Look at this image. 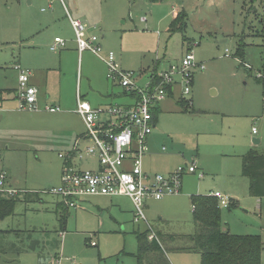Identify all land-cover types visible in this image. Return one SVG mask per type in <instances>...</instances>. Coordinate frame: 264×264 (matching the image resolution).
I'll return each instance as SVG.
<instances>
[{
	"label": "rangeland",
	"instance_id": "374dc122",
	"mask_svg": "<svg viewBox=\"0 0 264 264\" xmlns=\"http://www.w3.org/2000/svg\"><path fill=\"white\" fill-rule=\"evenodd\" d=\"M62 1L71 16L87 17L89 33L101 39L103 54L113 52L125 71L148 75L154 68L166 69L194 44L192 53L204 69L193 70L190 95L182 96L177 84L174 96L160 102L142 161L144 171L151 175L166 176L193 165L203 177L182 175L181 194L148 200L144 216L148 223L155 222L159 229L176 235L174 240L161 238L158 242L169 264H200L198 253L180 250L193 245L189 236L195 225L189 197L212 190L226 193L232 203L219 208L221 230L258 236L260 264H264V198L249 194V181L240 173L241 157L247 151L264 152V0ZM59 2L0 0V89L16 88L11 68L24 57L31 40L53 56L49 46L54 37L66 40V33L71 34V28L62 24L69 14ZM174 10L184 11L187 18L181 32L169 33ZM141 18L146 22L140 23ZM76 53L64 60L56 77L52 75L53 82L63 81L65 76V84H73L76 70L75 86L80 93L108 90L102 60L89 52ZM118 91L121 94L119 86L114 92ZM90 97L91 103L97 99L96 95ZM118 100L112 99V104ZM180 100L184 101L181 105ZM253 139L259 143L254 144ZM1 143L4 188L18 192L13 214L0 221V264H138L135 233L145 232L146 224L132 222L128 199L114 197L123 213L114 211L115 206L105 198L97 200L99 210L92 206L77 212L68 209L60 231L54 212L59 198L46 193L60 185V163L54 162L51 153L37 157L41 153L32 146L14 142L7 135ZM78 165L80 169L96 168L88 158Z\"/></svg>",
	"mask_w": 264,
	"mask_h": 264
},
{
	"label": "built area",
	"instance_id": "2783aa9c",
	"mask_svg": "<svg viewBox=\"0 0 264 264\" xmlns=\"http://www.w3.org/2000/svg\"><path fill=\"white\" fill-rule=\"evenodd\" d=\"M176 13V10L172 12ZM68 19L77 52H89L102 60L107 67V79L121 88L127 103L92 107L77 92L75 112L83 122V140L87 144L80 148L76 141L69 151L58 154L61 160L60 185L46 193L58 197L60 203L70 210L80 208L84 198L127 197L133 205L134 223L144 222L147 240L158 241L156 232L145 219L144 203L179 195L181 177L184 174H197L199 178L203 174L197 172L193 165L178 168L166 176L151 175L144 171L142 160L148 152L147 140L154 129L152 113L167 97L168 89L171 91L177 84L182 96L190 95L193 70L202 71L204 65L196 61L192 43L181 58L176 63L169 64L166 69L154 68L148 75L125 71L119 66L113 52L103 54L101 39L97 35L88 34L84 22L70 16ZM140 22L145 23L146 19L141 18ZM64 46L65 41L56 37L50 50L57 52ZM14 69L17 71V88L14 94L17 111H60L58 106L46 104L40 107L39 91L29 83L31 72L19 64H15ZM252 132L255 133L254 128ZM86 158L94 160L95 169L79 168L78 163ZM5 179V175L0 172V195L14 197L18 190L4 188ZM209 196L217 200L219 208H228L230 205V198L218 191ZM90 246H94V243H90Z\"/></svg>",
	"mask_w": 264,
	"mask_h": 264
},
{
	"label": "crops",
	"instance_id": "0c3cea01",
	"mask_svg": "<svg viewBox=\"0 0 264 264\" xmlns=\"http://www.w3.org/2000/svg\"><path fill=\"white\" fill-rule=\"evenodd\" d=\"M59 1H60L59 3L62 9L65 12H67V10L65 9L66 7L63 4V1L62 2L61 0ZM74 1H80V0H74ZM42 12H44L43 9H42ZM176 12L178 11L176 10ZM67 13L69 14L70 18L81 20L82 22L87 23V20H88L87 17L80 16V15L73 17L70 15L69 12ZM174 16L175 14H172L171 16L172 19ZM62 24L67 25L71 28L69 19L63 20ZM39 26L41 27L42 25H39ZM90 29L91 28H89V26L87 25L88 34H90L89 33V31H91ZM71 31L72 32L70 35L66 33L67 39L64 40L65 41L64 48H62L61 50L57 52H52L49 46V51L53 53V56H48L45 53H43V51L40 49L38 45H36V47L33 45L35 40L34 39L31 40L30 42L31 45L29 48H27L28 50L23 55L24 57H21V59L19 57L18 61H15L11 68L12 71L16 75V82H17V71L14 69V65L22 64L23 68L28 69L31 72L29 83L30 85L36 87L39 91L40 107H43L46 104L51 105V106H58L60 108L59 112H56V113H48V112H43V111L35 112V113L19 112L16 110V105L9 104L10 103L9 101H15L14 94H15L17 86L16 88L0 89V106H1L0 144H2L1 141L4 140V136L6 137L7 135L12 140H14V142L21 141L27 146H32L35 152L41 153L37 157L41 156L42 158H46L45 153H51V155H53L52 159L54 160V162H56L57 164L60 163V166H61V160L58 157V154L69 151L76 141H78L80 148H84L86 145V144L84 145V142L86 141L83 140L85 128H84L81 118L75 112L77 92L80 94L81 98L84 101L88 102L92 107H100V106L112 104V99L114 98L119 99L118 104L127 103V100L122 93L120 94L119 91L118 93L114 92L115 89H118V86L114 82L107 79V73H106V80L109 83V86H108V90L106 91L104 89H98V91L96 92H94V90H91V92L89 93H84V94L80 93V91L75 86L78 80V72L76 70H75L74 77H73L74 78L73 84L68 81L65 84V81H66L65 76H62L64 78L63 81L59 80L56 83L53 82L54 79L52 80V75L55 74V76L54 75L53 76L56 77V75H58V72H61V68L64 67V60L68 57L75 56V53L77 52L76 43L74 40V33H73L72 28H71ZM40 41H41V38L39 36L38 42ZM100 44L102 45L101 40H100ZM76 55L78 56L80 54L77 52ZM198 63H201V62H198ZM192 87H193V82H192ZM92 95H96L97 99L95 100V102L91 103L88 100V98H93L94 96L90 97ZM169 96L170 97L174 96V87L169 93V95H167V97ZM159 104L154 111L158 110ZM155 123H156V118L153 119L154 128H155ZM150 135L148 137L147 144H148ZM253 135H255V133ZM17 139H19L20 141ZM252 141L254 144L259 143L258 139H253ZM1 146L2 148L4 147L5 151L8 149L5 145H1ZM162 150H163V147H162ZM60 174H61V167H60V172H59V183H60ZM185 175H190V174H185ZM212 192H215V191L214 190L210 191L206 196H209V194ZM220 193L227 195L230 198V202L232 201V198L228 194L223 193V192H220ZM114 197H122V198L128 199L127 197H123V196H114ZM114 197L84 198L81 202L80 208L74 211L77 212V210H83L82 208L86 206H92V208L96 207L99 210L98 205H97L98 203L97 200H100V198L101 199L105 198V199H109V202L112 203L113 206H115V208H113L115 209L114 211H116L117 213H123L121 209L116 205V203H114L113 201ZM189 200H190V197H189ZM147 202L148 201L144 203V208L147 207ZM60 204H61L60 201H58L54 205V209H55L54 212H56V209L59 208ZM124 213H126V211ZM133 214L134 213H133V205H132V209L129 211V215H131L132 217L131 220L134 223ZM100 217H99V222L101 221ZM113 221H114V224L115 223L118 225L120 224L118 223L120 222L119 219L114 218ZM124 221L125 220L123 219L122 222ZM122 224H125V223H122ZM150 225L156 232V235L157 237H159V239L161 238L168 239L169 237H172L169 233L164 232V230L159 229L158 225L155 222ZM175 236L176 235L173 236L174 239H175Z\"/></svg>",
	"mask_w": 264,
	"mask_h": 264
},
{
	"label": "trees",
	"instance_id": "16d2710c",
	"mask_svg": "<svg viewBox=\"0 0 264 264\" xmlns=\"http://www.w3.org/2000/svg\"><path fill=\"white\" fill-rule=\"evenodd\" d=\"M186 18L187 14L184 11L177 12L168 25V32H181ZM241 50L242 47H239L238 56L240 57L243 56ZM255 79L257 82H262L259 76H255ZM170 92L168 89V95ZM182 101L180 100L178 104H182ZM152 117L156 118V111H153ZM240 173L249 181V194L254 198H264V152L247 151L241 157ZM16 201L15 197H0V221L13 214ZM190 204L195 232L189 236V239L193 245L181 248V251L198 253L201 256L200 264H260L262 251L260 238L222 232L220 209L215 198L206 195H192ZM55 213L61 231L69 216L68 209L60 204ZM146 234V232L135 233L137 242L135 258L138 264H169L158 245L159 237H157L158 241H148ZM168 239L173 240L174 237Z\"/></svg>",
	"mask_w": 264,
	"mask_h": 264
}]
</instances>
